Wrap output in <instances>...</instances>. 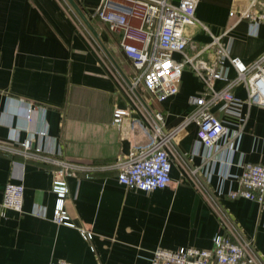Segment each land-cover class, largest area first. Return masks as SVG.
<instances>
[{
  "label": "crops",
  "instance_id": "obj_1",
  "mask_svg": "<svg viewBox=\"0 0 264 264\" xmlns=\"http://www.w3.org/2000/svg\"><path fill=\"white\" fill-rule=\"evenodd\" d=\"M100 1L74 0L88 26L67 0H0V142H8L12 128L20 140L32 137L34 146L94 167L88 175L67 179L65 206L76 226L91 230L85 241L77 228L51 220V166L0 151V264H49L59 258L75 264H149L157 247L211 248L219 224L189 176L193 167L264 260V209L255 201L227 196L238 188L241 164L264 157V107L242 103L238 115L213 108L228 135L205 153L195 151L194 123L180 129L173 147L186 168L173 159L166 187L146 192L117 181L113 164L142 139L140 132L130 131L131 120L146 124L151 111L161 112L165 128L171 129L191 110L189 98L198 96L204 84L185 68L175 95L151 100L139 85L137 98L129 87L135 70L122 52L119 34L90 16ZM248 2L199 0L195 10L211 34L222 35L230 55L244 63L264 50V21L254 29L248 19L229 15ZM253 9L259 10L258 5ZM184 33L199 45L211 41L198 25L186 26ZM229 74L235 75L232 68ZM223 84L217 80L214 85ZM233 92L246 98L242 85ZM28 103L34 109L25 120ZM115 109L127 111L121 126L113 123ZM39 130L46 135L38 138ZM8 181L24 186L21 212L1 206Z\"/></svg>",
  "mask_w": 264,
  "mask_h": 264
},
{
  "label": "built area",
  "instance_id": "obj_2",
  "mask_svg": "<svg viewBox=\"0 0 264 264\" xmlns=\"http://www.w3.org/2000/svg\"><path fill=\"white\" fill-rule=\"evenodd\" d=\"M249 5L240 10H230L238 20L248 19L254 29L264 21V0H248ZM199 0H101L92 10L91 17L104 22L110 31L120 36L119 44L131 61L135 75L129 82L131 91L141 98L137 87L142 85L151 100L162 101L179 90L182 71L193 70L202 80L204 90L191 96V110L183 120L171 129L165 128L161 112L151 111L146 124L136 119L128 124L130 131L141 133L127 155L113 164L117 181L140 191H152L166 187L170 182L173 159L186 168V162L173 147L177 132L190 123L196 125L195 151L204 153L216 150L218 142L227 137L228 129L212 111L238 115L242 103L264 107V50L251 62L244 63L230 55L222 35H213L195 15ZM258 5L259 10H254ZM254 10V11H253ZM187 25H198L211 36L207 44L199 45L184 33ZM225 33H223L224 35ZM179 54L175 59L173 54ZM203 54L210 57L203 58ZM235 75L230 77V69ZM222 80L223 86L215 87ZM242 85L246 98L237 97L233 90ZM34 105L25 107V120L31 119ZM127 111L115 109L113 123L123 125ZM10 129L8 142H0V151L19 155L26 160H36L51 166V192L54 205L51 220L59 225L77 228L83 240H89L91 230L74 224L65 206L69 193L67 179L81 173L88 175L94 167L68 160L60 151H51L33 145V138L20 140L17 130ZM37 137L46 135L44 130ZM235 135V134H234ZM203 153V154H204ZM206 157V156H205ZM189 176L209 202L217 217L219 230L212 238V247L199 249L182 246L175 250L154 248L149 264H264L263 258L246 238L233 218L214 199L206 185L196 177L198 168L188 170ZM238 188L230 189V199L245 198L257 202L264 209V157L256 163L244 162L237 176ZM24 186L20 181L6 182L1 206L21 212ZM49 264H75L65 259L52 260Z\"/></svg>",
  "mask_w": 264,
  "mask_h": 264
},
{
  "label": "water",
  "instance_id": "obj_3",
  "mask_svg": "<svg viewBox=\"0 0 264 264\" xmlns=\"http://www.w3.org/2000/svg\"><path fill=\"white\" fill-rule=\"evenodd\" d=\"M71 6L73 7V9L76 11V13L82 18V20L89 26V22L86 19V17L84 16V14L80 11V9L78 8L77 4L74 2V0H67Z\"/></svg>",
  "mask_w": 264,
  "mask_h": 264
},
{
  "label": "rangeland",
  "instance_id": "obj_4",
  "mask_svg": "<svg viewBox=\"0 0 264 264\" xmlns=\"http://www.w3.org/2000/svg\"><path fill=\"white\" fill-rule=\"evenodd\" d=\"M187 26H190V25H187ZM186 27V26H185ZM218 117V115H216Z\"/></svg>",
  "mask_w": 264,
  "mask_h": 264
}]
</instances>
